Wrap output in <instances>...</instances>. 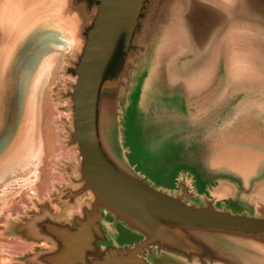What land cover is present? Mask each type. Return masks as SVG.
Here are the masks:
<instances>
[{
    "label": "water",
    "instance_id": "obj_1",
    "mask_svg": "<svg viewBox=\"0 0 264 264\" xmlns=\"http://www.w3.org/2000/svg\"><path fill=\"white\" fill-rule=\"evenodd\" d=\"M41 1L19 14L50 5ZM12 13L17 12L0 6V32ZM63 13L72 33L79 31L82 49L70 70L76 78L70 94L71 138L80 156L81 186L68 188L62 202L74 211L82 197L91 201L70 218L45 214L26 225L30 237L55 246L32 261L155 264L148 259L155 254L157 264L167 257L184 264H254L250 255L264 256V205L256 215L235 213L219 205L220 196L196 191L194 177L186 172L176 177V189L154 187L127 160L109 152L104 122L109 127L111 117L121 125L122 107L135 84L124 83L132 56L153 54L148 95L165 83L155 70L163 59L169 64L168 84L189 89L194 82L189 60L220 63L236 41L264 50V40H257L264 38L258 36L264 34V0H65ZM3 60L0 56V68ZM110 219L115 232L106 227ZM122 237L133 243L121 246Z\"/></svg>",
    "mask_w": 264,
    "mask_h": 264
},
{
    "label": "rangeland",
    "instance_id": "obj_2",
    "mask_svg": "<svg viewBox=\"0 0 264 264\" xmlns=\"http://www.w3.org/2000/svg\"><path fill=\"white\" fill-rule=\"evenodd\" d=\"M64 1L48 0L52 6L31 15L12 13L0 32V56L4 58L0 68V264H36L34 256L55 246L28 237L22 227L45 214L70 218L91 201L89 196L82 197L74 211H68L62 202L68 188L81 186L80 156L71 138L70 94L76 78L70 70L82 41L79 31H73L77 42L68 49L60 47L61 35L65 36L70 24L63 13ZM51 53L60 55L55 71H50L40 91H35L33 80ZM152 58L147 52L129 59L124 83L132 80L135 84L122 107L121 125L111 117L109 127L104 122L109 152L127 160L154 187L176 189L181 171L200 175L209 188L219 179L236 183L264 179V90L239 81L238 91L225 95L221 103L233 112L224 109L192 118L183 86L164 83L146 94ZM124 149H128L127 155ZM249 194L244 191V201L227 204L234 205L235 213L248 209ZM112 226L110 219L106 227L115 232ZM111 236L116 238L115 233ZM132 243L127 237L120 239L121 246ZM148 259L157 264L155 254Z\"/></svg>",
    "mask_w": 264,
    "mask_h": 264
},
{
    "label": "crops",
    "instance_id": "obj_3",
    "mask_svg": "<svg viewBox=\"0 0 264 264\" xmlns=\"http://www.w3.org/2000/svg\"><path fill=\"white\" fill-rule=\"evenodd\" d=\"M69 27L72 26L69 25L64 32L66 37L70 29ZM228 49L229 57L221 60L220 63L218 60L216 61L212 58L209 59V61L205 58H199L198 60L193 59L187 62L189 71L192 72L191 78L194 82L189 85V89L185 86V84H181V86H183L186 95L190 98V100L194 101V103L191 104L190 109V113L193 114L192 118L201 113L211 114L215 112H222L224 109H229L230 112H233V108H228V106H225L224 108L221 103L225 95L229 96L232 93L234 95L238 91L237 87L239 85V81L244 80L245 82L248 81L250 83L259 82L264 86V77L252 75V73L255 74L256 71H258L259 66L246 57L251 53L255 54L257 58L264 60V50H261V45L255 43H239L236 41V43H232ZM168 66L169 64L163 59L162 61H159L155 67L159 79H163L167 84L166 74H168ZM169 86L173 87L170 84ZM246 86L250 87V84ZM259 90H264V88H260L258 91ZM201 121H195L194 123L197 124ZM181 172H186L188 175L194 177L196 191L200 193L202 192V194L206 193L210 197L212 193L220 196L219 205L224 204L232 210L235 209L234 205H228L227 202H234L233 204H235L241 200L244 201L245 197L242 196L244 191H250L247 198L250 208L242 210L238 209V212H248L251 215H256L258 206L264 205V179L256 182H252L251 180H241L239 183L226 179H219L215 185L212 186V188H209V182L205 179L200 180V175L193 174L189 171ZM22 229L28 237L31 236V232L28 230L26 225H24ZM255 253L256 254L250 255V261L254 264H264V256L259 254L261 252ZM160 263L184 264L170 257L161 260Z\"/></svg>",
    "mask_w": 264,
    "mask_h": 264
},
{
    "label": "bare ground",
    "instance_id": "obj_4",
    "mask_svg": "<svg viewBox=\"0 0 264 264\" xmlns=\"http://www.w3.org/2000/svg\"><path fill=\"white\" fill-rule=\"evenodd\" d=\"M41 0H0V6L2 7L3 11H14L17 13H21V12H25L28 10H30V7L33 5L35 7H39L41 4ZM259 37L264 36V34L262 35H258ZM73 35H72V31L70 30V33L68 32V37H64L63 35H61V40L63 41L60 45V47H64L65 49L67 48H71L73 46L74 43H76V39H74L73 41ZM261 39L264 40V38H258L257 40L261 43ZM78 44V43H77ZM230 43H227L226 46L228 47ZM59 47V48H60ZM247 59H249L250 61H253L257 64V66H259L258 71H256V73H252V75H259L264 77V60L261 58H257L255 54H248ZM60 59V55L58 56L57 53H51L46 55L42 66L39 67L36 76L33 80V84H32V88L35 89V91L39 90L42 87L41 85H43L44 79L47 78V75L50 71H55L54 69V64L56 63V61H58ZM57 65V64H56ZM57 72V71H56ZM55 72V73H56ZM56 75V74H55ZM50 82V81H49ZM171 82H176L175 79H172ZM151 83V82H150ZM250 87L252 89H263L264 86L262 83L259 82H251L250 83ZM42 90V89H41ZM146 93H147V89H146ZM45 96V94H44ZM146 96H143L140 100L141 103L144 102V100L146 99ZM41 102V101H40ZM189 104H193L194 101L193 100H188ZM38 104V103H37ZM41 104V103H40ZM145 105V104H144ZM37 106V105H36ZM54 106V105H53ZM43 107V106H42ZM46 107V106H45ZM191 107V106H190ZM49 108V107H48ZM40 111V110H39ZM42 111H44L42 109ZM46 111V110H45ZM51 112V110H50ZM41 114V113H40ZM51 114V113H50ZM55 115V114H54ZM40 116V115H39ZM54 118V117H53ZM51 120V119H50ZM52 121V120H51ZM50 123V122H49ZM50 125V124H49ZM53 127V126H52ZM51 132V131H50ZM56 132V131H55ZM55 139V138H54ZM60 140V139H59ZM55 141V140H54ZM40 146V145H39ZM54 146V145H53ZM41 148V147H40ZM55 148V147H54ZM53 149V148H52ZM60 149V147H59ZM58 149V150H59ZM57 154V153H56ZM68 154V153H67ZM72 154V153H71ZM66 155V154H65ZM222 159H220L221 161Z\"/></svg>",
    "mask_w": 264,
    "mask_h": 264
}]
</instances>
